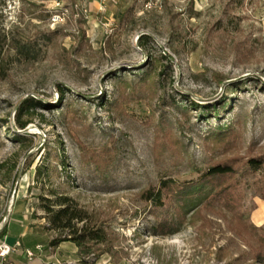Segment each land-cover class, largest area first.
Returning a JSON list of instances; mask_svg holds the SVG:
<instances>
[{"label": "rangeland", "instance_id": "rangeland-1", "mask_svg": "<svg viewBox=\"0 0 264 264\" xmlns=\"http://www.w3.org/2000/svg\"><path fill=\"white\" fill-rule=\"evenodd\" d=\"M27 98L45 108L23 115L19 130ZM226 130L230 144L205 147ZM79 145L97 154L109 145L113 162L101 171ZM55 153L65 168L37 180ZM255 157H264V0H0V231L27 228L24 246L44 247L49 264L98 255L95 264H264L247 245L258 247L257 236L230 232L233 216L219 203L168 200L182 223L162 236L142 198L162 179L196 181L229 160L228 183L252 224L264 178L244 166ZM51 191L90 214L107 244L88 254L50 247L66 235L48 230L39 206Z\"/></svg>", "mask_w": 264, "mask_h": 264}, {"label": "trees", "instance_id": "trees-1", "mask_svg": "<svg viewBox=\"0 0 264 264\" xmlns=\"http://www.w3.org/2000/svg\"><path fill=\"white\" fill-rule=\"evenodd\" d=\"M17 48L19 54H25L24 46H18ZM44 108L45 105L35 98H27L21 102L15 113L16 127L19 130L25 129L27 123L22 122L23 115L35 109ZM9 131L17 142L25 140L23 136L17 135L11 130ZM232 138H234L232 130L212 132L204 138V144L206 148L213 149L217 145L226 146L225 144H230ZM78 148L81 151L82 160L86 163H93L101 171L113 162L115 156V149L109 145L104 147L101 154L88 152L81 145ZM59 166L65 168V162L60 155L55 153L47 165L42 164L36 167L35 175L37 180L49 183L48 172H56ZM244 167L249 174L261 172L262 178H264V157L250 158L245 162ZM234 176H236L234 165L232 161L226 160L207 167L196 181L177 183L171 179H162L157 188L146 190L142 194V198L146 203L151 204V214L159 220L157 229L160 232L159 234L165 236L173 228L174 232H176L178 224L182 223L180 218L176 219L169 214V209L166 207L168 200H182L184 197L201 194L204 197L202 206L205 209H212L213 204L219 203L221 208L233 216L234 224L229 222L228 225L230 232L237 237H241L244 233H247L250 237L253 235L257 236L258 247L254 248L249 243L247 245L254 252V257H257L258 261L264 260L260 258L262 257L261 250L264 248V225L256 227L247 222L242 214L239 213L240 196L235 194L234 187L231 183H228ZM258 184L257 195L264 202V180ZM51 195L53 199L38 197L39 206L47 218V228L66 235L62 238L52 239L49 242L50 247L56 248L62 243H71L81 254H88L94 246L107 244L108 235L104 228L92 221L91 215L80 209L73 199L64 195L58 196L53 191H51ZM78 224H81V226H78ZM4 234L5 227L0 231V238H3ZM98 256L95 259L81 258L79 259V264H95Z\"/></svg>", "mask_w": 264, "mask_h": 264}, {"label": "crops", "instance_id": "crops-1", "mask_svg": "<svg viewBox=\"0 0 264 264\" xmlns=\"http://www.w3.org/2000/svg\"><path fill=\"white\" fill-rule=\"evenodd\" d=\"M95 1H98V0H95ZM101 1H103V0H101ZM251 222L256 227L262 226L264 224V202L263 201H259L258 203H256V208L252 212V215H251ZM27 232H28L27 228L20 230V231L16 230V232L14 234H7L6 236H4L2 238V240H4L7 244L12 245L14 242L20 241V239H21L20 242H21L22 248L23 249H29V248L24 246V242L22 241V238L25 237ZM36 245L40 246L38 244H36ZM38 253H39V256L35 257V259L31 262V264H49V257L46 256L47 251L44 249V247L42 248V250L40 252H37V255H38ZM10 258L14 264H26V258L24 257V255L13 254V255H11ZM108 260H109V258L104 257L101 260H99L97 262V264H107Z\"/></svg>", "mask_w": 264, "mask_h": 264}, {"label": "built area", "instance_id": "built-area-1", "mask_svg": "<svg viewBox=\"0 0 264 264\" xmlns=\"http://www.w3.org/2000/svg\"><path fill=\"white\" fill-rule=\"evenodd\" d=\"M84 1L88 2L90 0ZM84 12H87V9L84 8ZM41 250V246H36L34 250L23 249L20 241H16L12 245H9L4 240H0V264H14L10 258L13 254L24 255L26 258V264H31L35 259L37 252H40Z\"/></svg>", "mask_w": 264, "mask_h": 264}]
</instances>
